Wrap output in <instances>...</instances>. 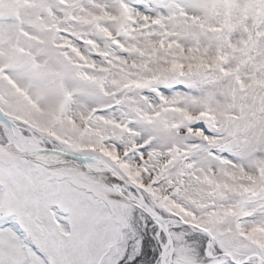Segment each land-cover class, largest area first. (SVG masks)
Listing matches in <instances>:
<instances>
[{"label": "snow or ice", "instance_id": "6c2138e0", "mask_svg": "<svg viewBox=\"0 0 264 264\" xmlns=\"http://www.w3.org/2000/svg\"><path fill=\"white\" fill-rule=\"evenodd\" d=\"M0 264H264V0H0Z\"/></svg>", "mask_w": 264, "mask_h": 264}]
</instances>
